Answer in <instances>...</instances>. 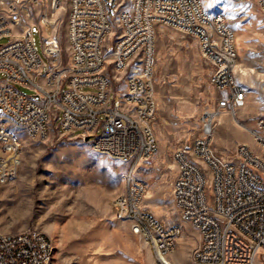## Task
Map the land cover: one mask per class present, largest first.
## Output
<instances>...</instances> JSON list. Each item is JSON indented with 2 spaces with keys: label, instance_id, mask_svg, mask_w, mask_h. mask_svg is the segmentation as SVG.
Returning <instances> with one entry per match:
<instances>
[{
  "label": "built area",
  "instance_id": "1",
  "mask_svg": "<svg viewBox=\"0 0 264 264\" xmlns=\"http://www.w3.org/2000/svg\"><path fill=\"white\" fill-rule=\"evenodd\" d=\"M43 2L0 0V40L8 38L0 44V183L14 179L21 163V141L12 124L33 138H46L52 121L69 138H92L95 151L127 166L120 174L122 191L113 201L115 218L129 222L158 264H171L166 256L182 227L164 223L143 206L148 184L138 176L157 151L155 27L166 25L197 40L210 66L209 83L222 94L216 107L203 113L202 133L172 154L179 220L200 234L190 264H264V101L250 130L260 153L238 143L236 160L229 161L212 146L216 117L221 112L235 116L250 87L238 68L234 33L224 15L208 12L202 0H130L119 10L113 0H68L71 65L59 69L51 16L63 0H49L51 16L43 17V29L47 23L51 34L44 30L42 36L39 29L48 61L35 45L39 27L22 26V17L32 22ZM259 3L264 9V0ZM41 78L47 86L38 83ZM20 86L35 95L21 92ZM192 155L209 168V182ZM52 255V240L38 229L0 233V264H51Z\"/></svg>",
  "mask_w": 264,
  "mask_h": 264
},
{
  "label": "rangeland",
  "instance_id": "2",
  "mask_svg": "<svg viewBox=\"0 0 264 264\" xmlns=\"http://www.w3.org/2000/svg\"><path fill=\"white\" fill-rule=\"evenodd\" d=\"M129 1L113 0L118 10ZM202 3L211 14L224 15L234 33L238 65L252 60L258 71H263L264 9L259 0H202ZM34 11L32 22L22 17V26L35 23L39 27L33 34L35 45L42 60L48 61L39 29L45 36L42 20L51 16L49 0H44L43 6H37ZM68 11L69 2L63 0L51 16L56 19L59 69H68L71 65ZM7 41L8 38H3L0 44ZM209 73L210 66L202 58L194 37L166 25L155 27L153 129L157 151L154 156H160L165 168L168 162H174L172 154L176 148L191 143L202 133L203 113L215 108L222 95L209 83ZM244 80L249 83L248 78ZM44 82L41 78L38 83L45 86ZM255 84L250 89L256 94L252 103L247 102L236 110L235 116L221 112L216 117L212 146L224 160L235 161V147L242 142L254 153L261 152L250 132L256 127L257 112L264 100L262 83L255 80ZM19 90L35 95L29 87L20 86ZM10 128L20 137L21 163L14 179L0 183V233L29 228L46 233L53 243L51 264H158L143 242L131 238L126 225L115 218L113 201L122 191L120 174L127 168L125 164L95 151L89 142L92 138L87 141L62 135L53 121L44 139L33 138L13 124ZM191 158L209 182L207 165L199 157L192 155ZM143 168L144 164L138 176L148 184ZM163 173L158 178L160 191L156 198L168 214L161 221L181 225L177 214L170 209V185L165 181L170 172L166 169ZM192 240L193 235L188 232L180 247L182 256Z\"/></svg>",
  "mask_w": 264,
  "mask_h": 264
},
{
  "label": "crops",
  "instance_id": "3",
  "mask_svg": "<svg viewBox=\"0 0 264 264\" xmlns=\"http://www.w3.org/2000/svg\"><path fill=\"white\" fill-rule=\"evenodd\" d=\"M263 61H264V56H263ZM263 61L261 62L262 67H263ZM241 67H245L248 71L247 73L242 72L243 74L247 75L245 79L248 78L249 83L247 84H249L250 86L246 92V100H247L246 103L247 102L252 103L253 98L255 97L256 94L254 91L250 89L255 88L257 86L255 84V80H258L259 82H261L264 88V67H263V71H258L256 63L252 60L247 61L245 65H241V64L238 65V68L240 70H241ZM44 83L47 86L46 81ZM263 101L264 100L260 102L261 108L257 112L258 116H256V120H257V117H259V115L262 113V110H263L262 102ZM143 169L147 172L146 176L148 177V184L150 185L145 194V197L143 200V206L147 210H149L154 216H156L159 220L163 219L168 214L167 210H165V208L162 206L163 204L159 203L156 198L159 196V191H160V188H159L160 183H159L158 178L160 175L164 176L165 173H163V171L167 169L168 172H170V176L165 181H166V184L170 185V193H169L170 209L172 210V213H174V215L177 214L176 216L179 218V210L176 207L174 199H173V182L177 176L176 164L174 162H168L167 167L165 168L164 163L161 160L160 156H154L149 162L144 164ZM120 184L122 186L121 180H120ZM121 222L124 226L126 225L127 234H129L131 238L133 239L137 238L140 242H143L138 235L132 233L130 224L128 221H121ZM181 227H182L181 235L177 238L174 248L166 256L168 261L171 264H190L192 252L198 246L200 242L199 231L193 225H191L188 222H182ZM188 232L192 233L193 240L190 244H188L185 250L184 256H182V254L180 253V247L183 244L184 238ZM148 252L150 255H152V252L149 248H148Z\"/></svg>",
  "mask_w": 264,
  "mask_h": 264
},
{
  "label": "bare ground",
  "instance_id": "4",
  "mask_svg": "<svg viewBox=\"0 0 264 264\" xmlns=\"http://www.w3.org/2000/svg\"><path fill=\"white\" fill-rule=\"evenodd\" d=\"M220 9L223 10V7H220ZM44 28H45L44 30H46V31H45L46 33L51 34V28H50V26H49L47 23H46V25H45ZM241 70H242V72H244V73H247V72H248L247 69H246L245 67H241ZM16 209L19 210L20 208L17 207Z\"/></svg>",
  "mask_w": 264,
  "mask_h": 264
},
{
  "label": "water",
  "instance_id": "5",
  "mask_svg": "<svg viewBox=\"0 0 264 264\" xmlns=\"http://www.w3.org/2000/svg\"><path fill=\"white\" fill-rule=\"evenodd\" d=\"M85 140H88V137H87V138H85Z\"/></svg>",
  "mask_w": 264,
  "mask_h": 264
}]
</instances>
